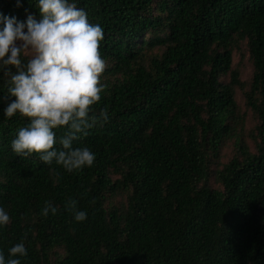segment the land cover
Instances as JSON below:
<instances>
[{"label": "trees", "instance_id": "obj_1", "mask_svg": "<svg viewBox=\"0 0 264 264\" xmlns=\"http://www.w3.org/2000/svg\"><path fill=\"white\" fill-rule=\"evenodd\" d=\"M69 2L103 29L104 91L90 116L106 108L109 121L73 142L94 153L91 167L20 157L11 142L30 121L5 116L16 98L4 99L0 71L5 259L23 242L21 264H264V0ZM29 16L42 19L38 0H0V17ZM242 43L247 83L233 68ZM46 201L55 215L41 214Z\"/></svg>", "mask_w": 264, "mask_h": 264}, {"label": "clouds", "instance_id": "obj_2", "mask_svg": "<svg viewBox=\"0 0 264 264\" xmlns=\"http://www.w3.org/2000/svg\"><path fill=\"white\" fill-rule=\"evenodd\" d=\"M38 7L40 21L29 16L25 24L14 17H0L4 23L0 31V71L10 76L4 99L16 98L4 109L5 116L12 118L19 113L30 121L18 129L11 148L24 158L40 154L45 164L55 161L71 173L93 166L96 159L88 147L74 148L73 142L109 121L106 108L98 116H90L104 91L100 76L106 61L99 51L104 32L98 24L89 23L86 12L69 0H38ZM12 67L16 74H11ZM61 127L67 130L57 141L53 130ZM67 208L76 221L87 219V213L77 209V201H70ZM57 211L46 201L41 214L47 217ZM9 222V214L0 207V226ZM9 254L6 260L0 252V264H21L16 257L27 256L25 244L17 243Z\"/></svg>", "mask_w": 264, "mask_h": 264}, {"label": "rangeland", "instance_id": "obj_3", "mask_svg": "<svg viewBox=\"0 0 264 264\" xmlns=\"http://www.w3.org/2000/svg\"><path fill=\"white\" fill-rule=\"evenodd\" d=\"M22 43V42H17ZM233 68L234 69H238L240 70V76H241V80L245 83L250 82L251 78H252V74H253V64L252 61L250 59V55L248 53L247 47H246V43H242L239 47L238 50H235L234 55H233ZM226 82L230 81V78L228 77L227 79H225ZM237 99H238V103L241 105V107L243 109H245V100L243 97V93L242 91H238L237 92ZM244 112V111H243ZM250 115V114H249ZM247 132L246 135L248 136L249 133H251L253 126L252 124L249 122H247ZM229 153H231V150H229Z\"/></svg>", "mask_w": 264, "mask_h": 264}]
</instances>
